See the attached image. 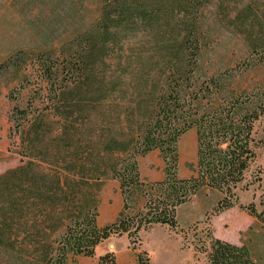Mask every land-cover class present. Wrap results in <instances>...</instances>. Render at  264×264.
<instances>
[{
	"label": "trees",
	"instance_id": "trees-1",
	"mask_svg": "<svg viewBox=\"0 0 264 264\" xmlns=\"http://www.w3.org/2000/svg\"><path fill=\"white\" fill-rule=\"evenodd\" d=\"M242 1L43 0L74 27L68 44L40 56L50 104L16 109L23 159L0 174V264H72L124 235L137 263L153 264L140 233L158 224L192 233L205 254L200 264H260L247 244L216 238L208 227L201 235L193 224L186 230L177 217L209 189L221 194L213 215L239 206L264 225V196L261 212L239 204V193L260 181L250 169L264 90L235 84L243 72H222L207 54L211 19L228 22ZM263 29L250 37V54L264 49ZM190 130L196 175L182 178L179 143ZM154 151L164 179L145 181L139 159ZM110 180L123 209L100 227V194ZM98 264H117L115 251Z\"/></svg>",
	"mask_w": 264,
	"mask_h": 264
},
{
	"label": "rangeland",
	"instance_id": "rangeland-1",
	"mask_svg": "<svg viewBox=\"0 0 264 264\" xmlns=\"http://www.w3.org/2000/svg\"><path fill=\"white\" fill-rule=\"evenodd\" d=\"M249 4L251 7L248 8ZM234 8L244 12L233 24L230 20L235 18L237 9L232 12L228 22L220 24L215 17L211 19L214 36L207 54L213 62L220 61L218 66L222 72L233 71L236 75L239 70L243 72L244 76H237L235 84L239 83L243 88L258 86L264 90V49L252 54L248 51L250 37H255L256 32H261L264 28V2L243 0ZM73 27L68 19H58L56 10L43 0H0V174L18 166L23 159L20 155L21 133L18 130L22 115L16 109L28 108L35 111L50 104V100L44 97L45 87L41 86L40 56L48 55L53 49L58 50L68 44V33ZM209 68L214 70L216 66ZM256 131L259 144L250 176L259 177L260 181L248 191L239 193V204L248 206L253 203L261 212V199L264 196V122L257 123ZM192 135L196 145L195 131L188 132L185 138ZM196 165L197 146H193L183 153L180 177L195 176ZM108 191L113 198L118 190L110 185ZM220 198L219 192L203 189L182 207L181 215L193 217L192 226L198 229L200 235L208 227L214 237L235 244L240 234L249 241L248 246L253 256L260 264H264V225L239 206L220 215H213ZM122 205L123 199L118 192L111 209L119 211ZM135 213L137 212L131 211L127 214ZM253 219L255 224L252 223ZM183 225L188 227V224ZM108 241L112 242V239ZM194 246L192 245L196 261H203L204 251L198 254ZM110 251H115V248Z\"/></svg>",
	"mask_w": 264,
	"mask_h": 264
},
{
	"label": "crops",
	"instance_id": "crops-1",
	"mask_svg": "<svg viewBox=\"0 0 264 264\" xmlns=\"http://www.w3.org/2000/svg\"><path fill=\"white\" fill-rule=\"evenodd\" d=\"M186 135L187 133L182 136L179 143L180 164L185 150L193 148V146H197V143L195 145L194 136L192 135L189 138H185ZM139 167L141 178L145 181H160L164 179L165 165L163 160L159 158V154L156 151L140 158ZM110 185L118 190L117 193H120L119 186L116 181H109L101 191L98 217V225L100 227H104L107 224L114 222L123 209V205L119 211L118 209L116 211L111 209L117 193L114 194L113 198L110 197V192H107ZM185 205L178 208L177 217L180 222V227L186 229L183 223L188 224L186 229L188 230L189 226L193 224L194 219L191 215L189 216L186 213L185 216L181 215L180 210ZM139 207L141 209L144 207V201L140 203ZM252 223H256L254 219L252 220ZM187 235L188 236L186 238L182 232L174 231L166 225H154L148 230H143L140 233V237L142 239L141 248L151 255V261L153 264H200V262L196 261V252L192 247V245L194 246V243H192V233L188 232ZM248 242L249 241L245 237L243 238L239 234L238 241H236L235 244L248 245ZM110 244L115 245L117 264H138L136 251L132 249L127 235L114 238L112 239V242L105 241L101 243L96 248L94 257H80L76 263L72 264H98L99 258L111 250Z\"/></svg>",
	"mask_w": 264,
	"mask_h": 264
},
{
	"label": "water",
	"instance_id": "water-1",
	"mask_svg": "<svg viewBox=\"0 0 264 264\" xmlns=\"http://www.w3.org/2000/svg\"><path fill=\"white\" fill-rule=\"evenodd\" d=\"M115 245L114 244H110V249H114Z\"/></svg>",
	"mask_w": 264,
	"mask_h": 264
}]
</instances>
